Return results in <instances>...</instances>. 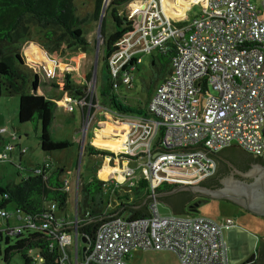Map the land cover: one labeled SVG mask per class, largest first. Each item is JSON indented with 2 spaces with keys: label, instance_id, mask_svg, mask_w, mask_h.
<instances>
[{
  "label": "built area",
  "instance_id": "1",
  "mask_svg": "<svg viewBox=\"0 0 264 264\" xmlns=\"http://www.w3.org/2000/svg\"><path fill=\"white\" fill-rule=\"evenodd\" d=\"M143 6L142 36L148 38L150 31L153 41L144 49L151 51L169 37L181 39L171 72L148 103L151 118L136 121L151 125L146 139L134 144L143 148L141 164L152 185L186 179L190 170L197 180L215 174L217 160L208 153L178 151L198 144L213 153L235 144L264 160V0H206L199 15L180 28L165 16L160 0ZM159 26L166 27V36L153 34ZM121 82L131 85L132 77L126 74ZM162 171L167 174L158 179ZM132 172L127 167L125 177ZM151 210L149 217L104 224L84 253L77 230L60 235V264H131V252L138 248L175 251L182 264H232L225 240L232 217L161 214L156 201Z\"/></svg>",
  "mask_w": 264,
  "mask_h": 264
},
{
  "label": "trees",
  "instance_id": "2",
  "mask_svg": "<svg viewBox=\"0 0 264 264\" xmlns=\"http://www.w3.org/2000/svg\"><path fill=\"white\" fill-rule=\"evenodd\" d=\"M132 1L108 0L106 4V0H94V10L91 13L94 22L100 20L106 4V12L100 26L104 39L102 64L104 83L100 87V103L103 108L120 117L149 120L151 114L148 112V103L154 92L148 94L144 103L140 99L131 102L121 93L122 86L132 90L133 80L128 86L121 81L126 74L132 77L133 69H138L140 56L132 54L116 73L111 70L109 61V57L120 49L118 42L136 28V20L125 8ZM28 17H31L41 28H51L49 30L51 35L64 38L67 43L64 48L76 45L86 48L89 45L86 37L87 29L84 27L88 17L82 18L78 15L75 0H0V98L16 95L19 97L18 119L21 123L34 122L40 125L38 138L43 151L67 149L73 145L72 142L67 139H56L51 135L55 103L39 92L43 81L15 44L19 43L18 36L20 31L25 29ZM108 17L112 23V31L109 33L106 31ZM180 41L181 39L169 37L151 52V65L154 74L157 72L160 75V80L171 72L172 59L179 51ZM69 77V74L66 75L64 82L56 87L62 91L76 93L79 95V100L82 99L85 85L76 86ZM0 128L6 129L0 132V141L5 143L0 161L13 163L9 160V157L12 159L11 153L15 146L12 139L21 138L20 134L16 129L9 130L6 126ZM6 134L7 138L4 137ZM89 147L90 155H113L93 145ZM240 149L249 153L241 147ZM19 151L20 155H23L26 148L21 146ZM20 166L19 164L18 167ZM64 171V167L55 166L47 159L34 168L33 174H27L18 183L4 184L0 180V211L6 213L5 219L17 214L20 224L24 223L17 225L18 227L7 223L0 228V246H4L3 259L6 264L15 253L22 256L25 264H60L63 256L59 242L60 235L72 236L76 228L79 241L84 237L88 240V244H92L98 230L108 222L117 218H124L130 222L151 216V204L154 201L165 204L171 210V214H195L190 211V204L195 199L189 191L156 196L158 193L175 188L179 185L178 182L160 180L153 186L147 176L135 177L132 180L126 176L125 178L130 182L127 187L132 191L131 197L127 192L119 195L117 187L124 182L104 180L99 178L97 173L88 181L78 184L76 206L72 211L71 192L63 178ZM213 175L204 178L201 182L205 183ZM208 186L212 185L208 184ZM222 202L226 201L222 200ZM11 207L14 209L10 210ZM261 250L263 257L264 250Z\"/></svg>",
  "mask_w": 264,
  "mask_h": 264
},
{
  "label": "rangeland",
  "instance_id": "3",
  "mask_svg": "<svg viewBox=\"0 0 264 264\" xmlns=\"http://www.w3.org/2000/svg\"><path fill=\"white\" fill-rule=\"evenodd\" d=\"M134 1L135 0H133V2ZM139 1L141 3H147L149 0ZM187 3L188 0L183 5V8ZM75 4L78 8V15L82 18L88 17L84 24L85 29H87L86 37L89 42L86 48L79 45L64 48L67 44L64 38H57V36L51 35L49 32L51 28L39 27L31 17H28L29 19L26 21L25 29L20 31V35L18 36L19 43H15L21 53L26 57L27 62L34 66L43 81L39 92L55 103V118L53 126L51 127V135L56 139H67L72 142L73 145L63 150L51 152L43 151L40 148L38 138L40 125L34 122L21 123L18 119L17 110L19 97L17 95L2 96L0 98V126L4 125L9 130L16 129L21 135V140L24 143L23 147L27 148V151H25L24 156L21 158L18 152L13 153L12 159L9 157V160H13V163H0V180L4 184L11 182L18 183L27 174H33L34 168L43 163L44 159H49L55 166L64 167L65 171L63 178L70 183V200L72 202L76 199L74 197L77 195L78 184H80L81 181H88L95 173H97L99 178L104 179L100 176L101 170L110 166L109 168L112 170L106 180L110 179L119 183L124 182L117 187L119 195H124L127 192L129 196L132 197V191L127 187L130 183L128 179L132 180L140 176L148 177L144 172L143 165L141 164L142 161L137 160H142V158H144L143 151L135 144L134 148L136 150L134 151L127 152L116 150L113 147H121L125 144L126 140H120L121 138L117 139L118 135L112 133L109 135H101V139H98L97 136L92 140L90 139L92 136L93 124L95 125L96 123L95 120L102 121L105 119V116L101 112L104 109L100 103V87L104 83L102 78L104 39L100 32V26L106 10L102 13L100 20L94 22L91 16L94 10V0H75ZM130 4L131 2L125 8L127 13L131 16ZM201 7L202 5L200 3L190 5L186 13L189 20L199 15ZM131 17L136 20L135 25L136 28H138V26H140L138 20L141 19V16L139 19L135 15ZM111 24V19L108 17L106 30L108 33L112 31ZM152 32L158 35L163 33L160 37H164L168 34V30L163 26L153 29ZM147 36L150 37V31H148ZM149 42H153L151 38ZM118 43L120 44L119 50L126 49L129 46L127 39L124 37ZM152 51L153 50L149 51L148 49H142L130 54H136L141 58L138 63V69L133 71L132 80L134 86L132 90H127L125 86L121 87L122 94L131 102L140 99L142 103H144L148 98V94L153 93L157 84L162 81L157 72L155 73L156 75L154 74V68L151 65ZM128 56L122 55L121 58L123 60L121 58L118 60L120 64L119 67ZM109 61L111 63V70L113 73H116L117 68L114 67L112 59L109 58ZM68 74L70 75L69 78L71 82L76 86L85 85L83 88L84 97H82V99L79 100V95L76 93L62 91L60 88L56 87L64 82ZM83 106H85V109ZM117 121H123L121 125L132 128L139 119L122 117V120ZM4 137L7 138V134L4 135ZM100 140H104L108 143V147H104L98 142ZM89 145H93L102 151L111 152L113 155H90ZM107 156H110V158ZM123 160H127V167L133 170V172L128 175V179L125 178V169H123L125 162H123ZM19 164L21 165L20 167H18ZM118 169L122 171L119 172ZM120 173H122L121 176ZM104 174L107 173L104 172ZM166 174L167 172L162 171L158 179ZM194 179L195 178L180 179L178 182L190 184L196 181ZM196 179H198V177H196ZM149 180L152 182L151 178H149ZM226 203L228 202L226 201ZM225 206L229 212H232L235 216L240 218V221H237L240 225L236 223V227L225 231V240L228 245L230 262L232 264H253L257 258L260 245V239H257V237L264 232V219L255 217L249 213H244L245 211L242 213L238 207L231 203L225 204ZM157 207L161 214L172 213L162 202H158ZM221 213L217 200L213 199L200 205L199 210L195 212V214L211 218H216L221 215ZM9 217L13 222V215ZM0 224H6V219L1 215ZM22 224L24 223L22 222L20 225ZM3 250L4 246L2 245L0 246V264H6L3 259ZM129 262L131 264H182L175 251L151 248L133 249L129 257ZM8 264H25V262L19 253H15L11 256Z\"/></svg>",
  "mask_w": 264,
  "mask_h": 264
},
{
  "label": "water",
  "instance_id": "4",
  "mask_svg": "<svg viewBox=\"0 0 264 264\" xmlns=\"http://www.w3.org/2000/svg\"><path fill=\"white\" fill-rule=\"evenodd\" d=\"M107 1L108 0H106V4ZM106 4L104 6L103 12L106 10ZM111 56L109 58H111ZM195 150L204 151L217 160L216 153H213L210 150L203 148L200 144L191 148H182L178 151H195ZM178 151H165V152H178ZM253 155L260 157L257 154H253ZM107 157L110 158V156ZM179 191H189L192 194H194L195 197L202 198L196 200L193 204L190 205V211L192 212H197L199 210V206L206 203L209 199L225 200L227 202H230L231 204L233 203V205L234 204L237 205L238 207L251 213L253 216H259L264 219V164L263 163H253L251 167L246 171H242V170L240 171L237 169L234 170L230 175L223 177L220 180V185L216 187H208L198 183L197 184L179 183V185H177L175 188L171 189L170 191L158 193L156 196L170 195L173 193H177ZM75 230L77 229L75 228ZM75 237L76 239H78L77 234ZM262 239H264V237ZM262 239H260L258 255L253 264H264V256L262 257V253H261ZM82 241L85 243V245L82 247V252L84 253L86 251V248L88 246L87 244L89 242L84 237H82Z\"/></svg>",
  "mask_w": 264,
  "mask_h": 264
},
{
  "label": "bare ground",
  "instance_id": "5",
  "mask_svg": "<svg viewBox=\"0 0 264 264\" xmlns=\"http://www.w3.org/2000/svg\"><path fill=\"white\" fill-rule=\"evenodd\" d=\"M186 1L187 0H173V2H174L173 3V2H169V0H164V2H163V8L165 11L164 13L170 14L171 9L173 8L172 5L176 6L177 3H181V5H184L186 3ZM129 8H130L131 16L135 15L138 17V19L141 16V19L138 20L140 22V26H138V28H135V30L132 33H130L124 37L127 39V43L129 45L128 48L119 50L111 56V59L113 61V65L115 68L119 67L120 64L118 63V60L122 57V55L128 56V54L130 55L134 51H137L141 48H143V49L145 48L143 37L141 36L143 26H144V19L142 18L141 12H142V10L145 9V6H143V3H141L139 0H135L134 2L133 1L131 2ZM182 9H183V6L177 10H178V12L181 13ZM147 128L151 130V125L144 124V123L141 124L140 122H136L134 127H132V128H129V127H127V128L126 127H113L107 123V124H105L103 129L97 131V138L99 139L100 137H102L101 135H103V134H105V135H107V134L109 135L110 133H112L114 135L116 134V135H118L117 139H119V138H121L120 140L125 139L126 142L121 147H117V146H114V147L111 146V147L115 148L116 150H123V151H127V152L134 151V150H136L134 148L135 147L134 142L137 139H139L140 137H141V140L146 139L145 136L149 132ZM141 129H142L143 133L140 132ZM98 142H100L104 147L105 146L108 147L107 146L108 143H106L104 140H100ZM139 149H143L142 146H139ZM109 167L105 168L104 170H101L100 176H102V178L106 179L107 176H109V174L111 173L112 169ZM118 171L121 172L122 170L118 169ZM104 172H106L107 174H104ZM121 175H122V173H120V176ZM185 178L186 179L195 178L194 177V171L190 170L189 173L185 174ZM120 179H121V177H120ZM194 180H197V179L195 178Z\"/></svg>",
  "mask_w": 264,
  "mask_h": 264
},
{
  "label": "crops",
  "instance_id": "6",
  "mask_svg": "<svg viewBox=\"0 0 264 264\" xmlns=\"http://www.w3.org/2000/svg\"><path fill=\"white\" fill-rule=\"evenodd\" d=\"M205 1L206 0H188V3L185 5V7L182 9V12L180 13V12H178V10L177 9H180V7H182L183 5H181V3H177V5L176 6H174V5H172L173 6V8L171 9V13L170 14H166V13H164L165 14V16L166 17H168L169 18V20H170V22H171V24L173 25V27H177V28H180V27H183V26H185V25H187V24H190V22L194 19V18H191L190 20H189V18H188V16L186 15V13H187V9L188 8H190V5L191 4H194V3H200L201 5H202V7H201V10L203 9V7H204V5H205ZM163 2H164V0H160V3H161V6H162V10H163V12H165L164 11V8H163ZM169 2H173V0H169ZM174 3V2H173ZM176 3V2H175ZM201 10H200V12H201ZM158 24V23H157ZM154 35H157V33H153ZM142 36V35H141ZM143 37V36H142ZM149 40V37L147 38H145V37H143V41H144V44L147 42ZM143 48H141V49H139V50H137V51H140V50H142ZM134 52H136V51H134ZM133 52V53H134ZM133 55H136V54H133ZM141 58H139V60H140ZM124 61H126V59L124 60ZM133 71H134V69H133ZM134 86V85H133ZM122 93V92H121ZM104 110H102L101 112L103 113V115L105 116V119L104 120H102V121H100V120H95V125L93 124V130H92V136H91V140L92 139H94L96 136H97V131H99V130H101V129H103V127L105 126V124H109V125H111V126H113V127H126L127 128V126H124V125H121V122H123V121H117V120H122V117H120L118 114H115L114 112H111L110 110H107V109H105V108H103ZM2 126H4V125H2ZM2 126H0V127H2ZM20 137H21V135H20ZM22 138V137H21ZM21 138H17V139H12L13 140V144L15 145L14 146V149H13V151H12V153L11 154H13V153H15V152H18V154H19V157L21 158L22 156H24V154L23 155H20V151H19V149H20V147L22 146H24V143L22 142V140H21ZM117 142V141H116ZM3 144H5V143H3L2 141H0V154H1V152H2V150L4 149V145ZM19 145V148H17V146ZM110 145V144H109ZM26 151H27V148H26ZM25 153V152H24ZM137 158V157H136ZM11 159V158H10ZM47 159H44L43 160V162H45ZM49 160V159H48ZM138 161H141L140 159H137ZM13 161V160H12ZM1 163H4L3 161H0ZM123 162H125L124 163V165H123V169H127V163H128V161L127 160H123ZM42 164V163H41ZM40 164V165H41ZM68 182V188L71 190V187H70V183H69V181H67ZM81 182H83V181H81ZM74 190H75V188H74ZM74 198H76V197H74ZM72 203V211L75 209V206H76V200H74V201H72L71 202ZM220 207V206H219ZM220 209H221V215H219L218 217H216V218H214V219H219V218H223V217H232L233 219H234V224H233V226H230L229 228H227L228 230L229 229H231V228H234V227H236L237 225H236V223H238L239 224V222H237V221H240L239 219V217H237V216H235L232 212H229V210H227V209H225V208H221L220 207ZM10 210H12V207L10 208ZM2 216V215H1ZM3 218H6V217H4V216H2ZM255 217H259V216H255ZM259 218H261V217H259ZM261 219H263V218H261ZM7 223H9V225H11V226H16V227H18V226H20L19 224H20V222H19V220H18V218H17V214H13V222L11 221V218H9L8 217V219H6V224H0V228L1 227H3V226H5V225H7ZM18 225V226H17ZM240 225V224H239ZM226 229V230H227ZM225 230V231H226ZM245 232V231H244ZM247 234V233H246ZM264 237V232L262 233V234H260L258 237H257V239H262Z\"/></svg>",
  "mask_w": 264,
  "mask_h": 264
},
{
  "label": "flooded vegetation",
  "instance_id": "7",
  "mask_svg": "<svg viewBox=\"0 0 264 264\" xmlns=\"http://www.w3.org/2000/svg\"><path fill=\"white\" fill-rule=\"evenodd\" d=\"M216 158H217L216 174L213 175V177L209 178L205 183L201 182L203 179H199V180L195 181L193 184L198 183V184H201L204 186H208V184L209 185L211 184L212 186H208V187H216V186L220 185V180L223 177L230 175L236 169L240 170V171L241 170L246 171L251 167V165L253 163H263L264 164L263 160H260L257 156H255L253 154H249V153L242 151L240 149V147L235 145V144L226 146L221 151L217 152ZM200 198L201 197H195V195H194L195 201L200 199ZM217 201H219L218 203H219L221 208L226 209L227 205L225 206V204H228V203L222 202V200H217ZM239 210L242 213L244 212V211H242V209H239ZM261 241H262L261 249L264 250V239H262Z\"/></svg>",
  "mask_w": 264,
  "mask_h": 264
}]
</instances>
